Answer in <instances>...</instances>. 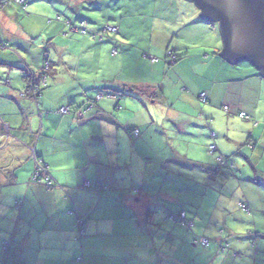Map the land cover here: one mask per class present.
Masks as SVG:
<instances>
[{"label":"crops","instance_id":"0c3cea01","mask_svg":"<svg viewBox=\"0 0 264 264\" xmlns=\"http://www.w3.org/2000/svg\"><path fill=\"white\" fill-rule=\"evenodd\" d=\"M43 31L46 36L33 43L41 56L37 69L31 70L40 76L45 47L52 64L38 102L30 93L20 94L32 84L27 72L13 81V71L0 70V116L20 140L11 139L0 149V260L4 264H264V252L261 257L253 252L244 235L256 228L257 234L249 236L256 237L257 250L263 248L256 218L252 226L249 217H236L242 210L227 197L242 185L250 168H258L251 152L256 128L250 129L247 141L234 143L229 128L222 133L214 125L221 113L218 106L225 103L245 112L237 109L238 100L230 98L235 91L230 67L242 61L232 63L213 54L220 50L216 40L198 45L190 35L191 43H178L182 57L167 71L175 88L166 91L163 85L159 90L152 81L132 79L133 73L117 71L114 79L90 74L89 49L100 44L89 35L72 33L60 22L46 24ZM73 46L79 50L77 58L69 53ZM250 62L256 70L242 73L264 76ZM151 67L153 73L156 66ZM175 90L181 94L172 99ZM100 92L103 97L97 101ZM202 92L207 93V102L200 100ZM110 93L119 98L108 97ZM176 100L181 102L177 105ZM62 105H71L72 113H57ZM76 108L84 115L74 113ZM165 121L173 123L172 133ZM199 126L210 128V133L198 137ZM133 127L140 128L139 134ZM212 143L216 152L209 148ZM32 145L50 164L59 184L55 189L28 184L34 169ZM234 148L253 164L238 160L239 166L232 170L212 158L215 153L228 156ZM197 151H208L209 156H189ZM239 169L241 177L234 176ZM86 181L107 184L109 189L99 193L86 188ZM170 189L178 190L177 196ZM16 200L21 201L20 208L15 207ZM164 208L165 217L159 219ZM181 211L190 225L168 217ZM77 219L85 230L80 237L74 226ZM197 237L209 238V246L196 243ZM4 242L9 244L7 252Z\"/></svg>","mask_w":264,"mask_h":264},{"label":"rangeland","instance_id":"374dc122","mask_svg":"<svg viewBox=\"0 0 264 264\" xmlns=\"http://www.w3.org/2000/svg\"><path fill=\"white\" fill-rule=\"evenodd\" d=\"M58 16L61 17L60 21H68L75 25L81 24L84 20L90 34L96 33L98 37L105 35L103 29L105 26H119L118 31L110 33L113 39L120 41L119 53L122 55L117 57L113 56L114 40L110 41V37L100 40L89 35L94 42L100 44L98 47L89 49L90 65L88 68L91 69L90 74L94 73L100 78L114 79L117 71H121L123 75L127 76L129 73H133L136 78L132 79L152 81L156 89L165 85L166 91L175 88L174 78L167 71H172L176 65L171 66L164 61L167 49L171 47L170 43L172 41L174 44L178 42L191 43L188 38L192 35L193 39L197 40L198 45L206 44L210 39L212 43L215 40L217 41L221 51L225 45L219 22L211 23L215 26V31L210 24L200 23V19L197 17L201 16V12L194 2L188 0H26L25 7L14 0H0V70L13 71V81L18 78L17 76L20 73L24 74L27 70H31V67L36 70L41 55L38 54L33 43L40 42L41 35L42 37L46 36L43 31L44 26L50 22H58ZM182 20L191 24L185 29L178 30L173 23ZM162 23H168L169 27H172L173 35L176 36L161 37L163 32L157 30L152 33L151 29L154 24ZM205 27H208L210 31H205ZM180 31L181 36L178 34ZM187 31L188 34L183 36ZM195 31H199L198 37H194ZM27 47L30 48L29 52L25 50ZM124 47L127 51H124ZM144 52L150 53L161 60L159 63L153 64V66H156L153 73L152 67L149 64L148 66L145 65L141 60ZM69 53L73 58H77L79 50L76 46H73L72 52ZM25 58L29 59L31 65L25 61ZM147 62L149 63L148 60ZM249 62L245 60L237 66L230 67L235 74V80L231 83V85L233 84L232 87H235V91L230 98L238 100L240 103L237 109L244 110L251 119L240 117L236 107L228 102L223 106H218L221 113H218L214 125L222 133L229 128V133L232 135L229 137L234 140V143L240 139L247 141L251 133L250 129L256 128L253 132L254 135H252L251 152L256 155L254 161H258V168L255 171L249 167V174L242 176L244 179L242 185L233 188L232 192L227 194V197L232 201H236L239 211L242 210L236 217L240 219L249 217L252 226L253 220L256 218L258 233L262 234L259 241H261L263 248L257 250L256 237L249 236V234H257L256 228L244 232V235H248L245 240L249 243V246H252L251 250L258 252L261 257L264 252V76L260 73H257L258 75L243 74L242 71L252 72L256 70ZM41 63L42 58L40 65ZM165 66L168 70H165ZM83 68H86V66H83ZM119 77L120 79H126L124 76ZM4 84L7 85L6 81ZM177 94L181 93L175 90L172 99H176ZM176 102L178 105L181 101L176 100ZM225 105L229 106V110L224 108ZM155 110L158 111L156 107ZM224 114L230 118L229 121L222 117ZM255 123L258 125H255ZM165 124L168 131L172 133L173 123L165 121ZM136 128L140 129L139 127H133V129ZM197 131L198 137H204L211 130L208 127L199 126ZM237 151L238 148H234L227 157L233 159L237 166H239L238 160H242L244 164L249 166L248 160L237 154ZM189 156H203L206 158L209 155L208 151H197L189 152ZM218 156L220 154L216 155L215 153L212 158L216 161ZM239 174L240 169L236 171L234 176L241 177ZM181 179L182 181L187 180L184 177ZM170 191L173 192L174 196H177L178 190L170 189ZM242 202L251 208L250 212L240 207ZM165 210L164 208V211L158 214L159 219L165 217ZM244 224L241 223L243 229ZM253 243L255 245H252Z\"/></svg>","mask_w":264,"mask_h":264},{"label":"trees","instance_id":"16d2710c","mask_svg":"<svg viewBox=\"0 0 264 264\" xmlns=\"http://www.w3.org/2000/svg\"><path fill=\"white\" fill-rule=\"evenodd\" d=\"M15 2L17 3H20L21 5H23L25 7V4H26V0H23V2H20L19 0H14ZM181 1V0H180ZM187 1V0H185ZM189 1V0H188ZM192 2V1H190ZM201 12V10H199ZM58 19V22L60 23H63L64 25L68 26L69 28V31H71L72 33H80V34H83V35H91V36H95L96 39H100V40H103L105 37H110V41H113L115 42V47L113 48V56L119 54V43L120 41L117 40V39H113L111 36H110V33L111 32H116L119 30V26H116V25H107L105 26L103 29H104V32H105V35H100V37H98V35L96 33H93V34H90V31L88 30L87 28V23L84 22V20H82L81 24H78V25H75L74 23H71V22H68V21H65V22H62L60 21L61 17L58 16L57 17ZM199 22L200 23H205V24H210L212 27H213V30L215 31V26L212 25L211 23H214V22H218V21H213V20H208V19H205L203 18L202 16L199 17ZM173 24H175V27L178 29V30H181V29H185L187 28L190 24L187 23V21L185 20H182L181 22H174ZM220 25V24H219ZM108 27H113V28H116L115 30H109ZM152 33L154 31H159V32H163L161 34V37L164 36L165 38L168 37V35H171V37H175L176 35H173V31H172V27H169L168 23H162V24H154V26L152 27ZM93 32V31H91ZM151 33V35H152ZM177 33V31L175 32V34ZM178 34L181 36V31L178 32ZM186 34H188V31L183 35L185 36ZM212 35H213V32H212ZM187 37V36H186ZM211 40V39H210ZM210 40L208 42H210ZM179 43V42H178ZM177 44H174L173 41L170 43L171 47H169L167 49V52H166V56H165V59L164 61L166 63H168L169 65L171 66H174L176 65L178 59H180V57H182V54L178 52V50L176 49L177 47ZM124 51H127L126 48L124 47ZM222 51L219 50L218 52H213V54H222L221 53ZM179 53V55H178ZM143 59H141L143 61V63L145 65H150L153 66V64H156V63H159V61H161L158 57L156 56H153L151 55L150 53H147V52H144L143 55H142ZM147 60L149 61V63L147 62ZM245 61V60H244ZM249 61V60H247ZM151 63V64H150ZM250 63V62H249ZM51 64H52V60H51V52L50 50L47 49V47L44 48V54H43V60H42V71H41V74L39 77H36L35 73L32 71V70H27V77L29 78L28 79V82L32 83L31 86L29 87V89H26L25 90H21L20 94L21 95H24L25 93H30L31 94V97L34 98L37 101L38 97L40 96L41 94V91H42V88L47 86L48 84V77H49V70L51 68ZM32 71V72H31ZM29 85V84H28ZM160 90V89H159ZM158 90V91H159ZM103 97V93L100 92L97 94V97H96V100H100L101 98ZM108 97H113V98H119L118 94L116 93H110L108 94ZM200 100L202 102H207L208 100V97L206 96L205 99H202L200 97ZM38 105V104H37ZM62 106H65V105H62ZM69 108L71 109V111L69 112L72 113V106L71 105H68ZM61 107V106H60ZM56 110L57 113H60V114H63L59 111V108ZM81 110L80 108H76L74 109V113H76L77 115H82L81 113ZM241 113H244L246 114L245 112H239V116ZM63 115H66V114H63ZM84 115V114H83ZM251 119V117L249 116V120ZM4 123H6L3 118L0 116V129L3 130V125ZM256 124V123H255ZM135 130H139L138 128L134 129L133 131L135 132ZM140 132V130H139ZM135 134H139V133H136ZM11 139H17L19 140L11 131V126H10V136L8 137V142H7V139L4 135H0V149H3V148H6L9 143H10V140ZM20 141V140H19ZM217 147V145H216ZM30 150H31V154H32V157H33V161H34V169L32 171V173L30 174L29 178H28V184H31V183H35V184H43L47 189H55L59 184L58 182L56 181V179L54 178V176L51 174V167H50V164L45 161V159L43 157H41L40 155L37 154L36 152V148L34 145L30 146L29 147ZM217 150H218V147H217ZM38 160H42L44 161L45 163L48 164V172L50 173L51 177H52V182L51 184H49L46 180L45 177H42V179L40 181H32V177H33V174L35 172V169H36V164H37V161ZM219 164V163H218ZM221 166V165H220ZM232 170H235L236 168H230ZM89 183V184H87ZM84 186L88 189H93L95 188V190L99 193H105L106 191H108L109 189V186L107 184H104V183H96L95 185L90 182V181H86L84 183ZM95 186V187H94ZM17 201L19 200H16L15 201V207L17 208ZM184 212V211H181V212H178V213H174V212H171L170 214H168V217L174 221H181L187 225H190L191 222H189L187 220V218H180V214ZM79 219H77L74 223V226L77 225L79 222H78ZM78 236L80 237V235L78 234ZM199 237L196 238L195 242L196 243H199ZM210 240V239H209ZM2 247H3V250L5 252L9 251V244L7 242H4L2 244ZM0 264H4V261L3 260H0Z\"/></svg>","mask_w":264,"mask_h":264},{"label":"water","instance_id":"95a60500","mask_svg":"<svg viewBox=\"0 0 264 264\" xmlns=\"http://www.w3.org/2000/svg\"><path fill=\"white\" fill-rule=\"evenodd\" d=\"M201 16L219 21L225 45L222 54L235 63L251 60L264 75V0H189Z\"/></svg>","mask_w":264,"mask_h":264},{"label":"built area","instance_id":"2783aa9c","mask_svg":"<svg viewBox=\"0 0 264 264\" xmlns=\"http://www.w3.org/2000/svg\"><path fill=\"white\" fill-rule=\"evenodd\" d=\"M19 1L23 2V0H19ZM109 29L115 30L116 28H109ZM201 96L203 98H205V93H202ZM59 111L63 114H67L70 112V108H69V106H61L59 108ZM240 115L242 117L247 118V116L244 113H241ZM0 135H4L6 137V139L8 140V137L10 136V129H9L8 124L4 125L3 130L0 129ZM215 149H216V146L211 145V150H215ZM218 160L220 161V163H223V164L229 163V165L231 167H233V168L235 167V164L232 161L228 162V160L224 157H219ZM42 177H45L47 182L49 184H51L52 177H51L50 173L48 172V164L42 160H38L37 164H36L35 172H34L33 177H32V181H36V180L40 181L42 179ZM87 184H89V183H87ZM245 208L248 210V207H245ZM182 217H184V214H182ZM200 241L203 245H206V246L209 245V240L206 238H201Z\"/></svg>","mask_w":264,"mask_h":264},{"label":"clouds","instance_id":"9594fccd","mask_svg":"<svg viewBox=\"0 0 264 264\" xmlns=\"http://www.w3.org/2000/svg\"><path fill=\"white\" fill-rule=\"evenodd\" d=\"M218 22H219V21H218ZM219 24H220V23H219ZM109 30H111V29H109ZM249 61H251V60H249ZM259 71H260V70H259ZM260 72H261V71H260ZM202 93H205V97L207 96V93H206V92H202ZM202 93L200 94V97H201L202 99H205V98H203V97L201 96ZM65 106H68V105H65ZM224 108H225L226 110H229V106H227V105H225ZM70 111H71V109H70ZM81 113L83 114L84 112L81 111ZM67 114H68V113H67ZM245 115L247 116V118L242 117L241 115H240V117L249 120V115H248V114H245ZM5 124H8V125H9V129H10V124H9V123H4V125H5ZM4 125H3V127H4ZM135 132H136V133H139V130H135ZM213 134H214V133H213ZM211 145H215V146H216L215 143H212ZM211 145L209 146L210 150H211ZM216 151H217V147H216L215 150H211V152H216ZM219 157H224V158H226V159L228 160V162L232 161V162L235 164V162H234L232 159H230V157L220 155V156L217 157V161L219 162V165H221L222 167L232 168V167L229 165V163H226V164L220 163V161L218 160ZM234 168H237V165H235ZM137 190H138V189H137ZM137 190H135V191H137ZM20 206H21V201H17V208H20ZM241 207H242L245 211H248V212L251 211V208H250L246 203H243V202H242V203H241ZM245 207H248V210H247ZM182 214H184V217H182ZM180 218H186V213H185V211L182 212V213L180 214ZM78 222H79V223H78L77 225H75V228L77 229L78 234H79L80 236H83V235L85 234V230H84V228H83L82 225H81L82 220L79 219ZM201 238H206V239L209 240V238H207V237H199V240H198L199 243H201V241H200ZM209 244H210V240H209ZM201 245H203V244L201 243ZM252 245H255V244L253 243ZM203 246H206V245H203ZM207 246H209V245H207ZM221 246H222L223 249H225V248L227 247V244H226V243H221ZM78 260H83V258H82V257H79Z\"/></svg>","mask_w":264,"mask_h":264}]
</instances>
